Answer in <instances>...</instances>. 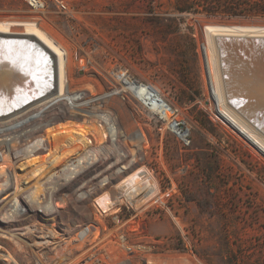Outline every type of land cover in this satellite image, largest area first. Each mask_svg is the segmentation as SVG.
I'll use <instances>...</instances> for the list:
<instances>
[{"label":"rangeland","instance_id":"obj_1","mask_svg":"<svg viewBox=\"0 0 264 264\" xmlns=\"http://www.w3.org/2000/svg\"><path fill=\"white\" fill-rule=\"evenodd\" d=\"M45 1L43 11H34L25 0H0V20H30L46 29L65 50L68 88L91 101L94 111L87 114L101 116L90 115L96 119L89 122L65 112L40 129L46 148L22 152L12 161L1 148L0 171L14 180L11 190L44 196L52 180L66 176L64 169L69 171L83 153L104 148L111 153L109 161L123 157L118 165L131 163L129 174L141 167L151 174L148 181L141 179L135 199L147 239L130 235L151 243L149 264H264V146L220 104L215 74L226 64L227 46L211 44L205 30L210 24L264 26V0H238L250 5L244 14L207 12L224 0H65L68 12ZM228 1L236 0L224 4ZM23 26L13 29L21 32ZM229 50L234 64L239 58H255V50ZM244 66L228 69L229 97L230 89L237 93L235 87L247 86L245 79L255 72L252 65L242 72ZM118 68L153 85L176 108L190 125L187 147L121 89L113 74ZM245 107L236 106L244 115L254 109ZM105 114L112 118L107 123ZM110 128L115 133L104 136ZM7 146L13 151L16 142ZM111 173L117 177L107 183L95 178L80 186V179L51 197L58 213L38 210L30 219L45 234L36 239L61 241L91 221L94 199L113 196L127 178L116 170L104 174ZM8 226L1 221L0 228ZM14 240L0 234L4 248L18 252Z\"/></svg>","mask_w":264,"mask_h":264},{"label":"bare ground","instance_id":"obj_2","mask_svg":"<svg viewBox=\"0 0 264 264\" xmlns=\"http://www.w3.org/2000/svg\"><path fill=\"white\" fill-rule=\"evenodd\" d=\"M15 25H24V31L14 30L13 26ZM45 30L30 20H0V149L4 148V152L7 151L10 161L20 156L22 152H36L46 148L47 141L40 129L46 123L50 125L67 112L76 115L82 114L86 117L83 118L85 121L90 119L89 122L92 120L90 115L101 116L87 114L93 108L91 101L85 100L83 93L72 92L68 88L69 80L65 73L67 61L65 50ZM205 30L211 44L214 43L221 48L227 46L226 64L218 71L216 70L215 74L220 104L233 119L246 128L264 146V26L210 24ZM229 48H233L234 51L235 49L240 51L255 50L256 52L252 53L255 58L252 56L253 59H250V62L239 58L234 64L228 57ZM221 51L223 52L222 49ZM243 63L245 66L242 72L250 70L249 65L254 67L255 72L251 77L245 79L247 86L241 84L240 87H235L237 93L230 89L229 97L226 88L228 69L233 68L234 70L236 66L242 68ZM223 67L226 68L223 69ZM213 72L215 73L214 70ZM124 82L128 83L125 80ZM235 83L240 82L235 81ZM238 105L240 107L244 105L246 109H254L244 115L239 108H236ZM102 116L106 123L112 119L108 117V114ZM96 121H99V118ZM114 130L112 128L108 132L105 130L103 135L106 137L113 135ZM10 140L16 142L13 151L7 146ZM108 151L99 148L94 151L90 150L87 154L83 153L70 166V171L64 169L62 175L65 173L66 176L63 175L59 179L52 180L54 185L51 188L48 187L46 194L41 197L31 190L17 195L11 190L14 180L12 181L10 175L4 171L1 172V170L0 195H3L0 197V218L8 223L7 232L11 235L27 231L42 232L41 226L36 222H30L36 210L40 209L44 213L56 215L58 209L52 205L51 197L77 183L80 179L83 180L80 186L87 185L95 178V181L102 178L100 181L106 180L107 183L112 180L111 178L117 177V174L113 173L106 177L104 173L107 174L110 170H116L122 177L127 175L125 179H133L138 184L141 179L148 178V175L143 174L142 168L129 174L131 163L118 165L122 162L123 157L116 155L115 160L109 161L111 153ZM0 154L4 153L0 152ZM102 157L105 158L103 161ZM135 175L136 177L133 178ZM91 176L94 177L91 178ZM152 182L155 184L154 180ZM151 184L153 185V183ZM16 211L25 223L14 224L12 222L15 221L14 213ZM33 211L35 212L32 213Z\"/></svg>","mask_w":264,"mask_h":264},{"label":"built area","instance_id":"obj_3","mask_svg":"<svg viewBox=\"0 0 264 264\" xmlns=\"http://www.w3.org/2000/svg\"><path fill=\"white\" fill-rule=\"evenodd\" d=\"M51 1L60 11H69L65 0ZM25 2L34 11H43L46 7L45 0H25ZM113 74L117 76L121 89L128 90L131 96L143 105L144 109L151 112L180 146L187 147L190 144L189 123L179 116L176 108L161 97L153 85L131 77L126 70L121 68L114 70ZM141 168L144 170L143 174L148 175L146 179L148 181L151 177L150 172L144 167ZM135 177L136 175L133 178ZM142 180L138 184L133 179L124 181L121 179L118 183L120 184L119 191L116 194L99 196L94 199L92 202L94 209L91 211L92 220L81 224L72 235L61 241H55L52 238L37 240L36 237L45 236L43 229L42 232L27 231L11 235L7 232L9 226L7 229L0 228L1 231L8 233V235L0 233L2 236L15 239L14 243L18 251L4 248L0 243V247H3L0 249V264H149L152 261L150 258L151 243L142 239H132L130 236L138 234L139 237L146 238L145 233L142 232V216L135 200L141 192ZM154 185L153 188L156 190ZM108 213L110 214L109 225L106 219ZM14 219L21 220L18 211L14 213ZM1 221L5 222L0 218V224ZM38 246L43 248H36Z\"/></svg>","mask_w":264,"mask_h":264},{"label":"trees","instance_id":"obj_4","mask_svg":"<svg viewBox=\"0 0 264 264\" xmlns=\"http://www.w3.org/2000/svg\"><path fill=\"white\" fill-rule=\"evenodd\" d=\"M219 2L221 5H216V6L212 7V9L207 10V12L221 11V12L226 13V14H242V13L244 14V13H247L251 10L250 5H247V6H245V4L241 5L240 3H238V0L228 1L226 4H224L225 0L223 2H221V1H219ZM181 10L184 11L186 9H181ZM262 12H264V11H262Z\"/></svg>","mask_w":264,"mask_h":264}]
</instances>
